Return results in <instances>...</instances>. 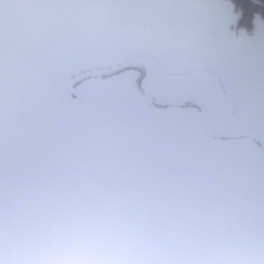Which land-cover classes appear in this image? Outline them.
I'll use <instances>...</instances> for the list:
<instances>
[{
  "label": "flooded vegetation",
  "instance_id": "flooded-vegetation-1",
  "mask_svg": "<svg viewBox=\"0 0 264 264\" xmlns=\"http://www.w3.org/2000/svg\"><path fill=\"white\" fill-rule=\"evenodd\" d=\"M29 1L24 7L34 3ZM66 1L63 4L69 6ZM13 6L12 0H0V129L4 131L0 133V204L5 195L31 190L28 174L44 167L39 161L50 158V165L67 173L68 160L80 165L86 160L92 167L108 169L122 182L144 180L142 199L146 205L164 208L163 214L171 216L168 221L175 225L169 231L175 234L187 223V219H174L178 210L202 206L212 188L203 179H180L175 174L188 173L181 162L197 157L183 154L188 147L182 132L186 125L200 129L207 140L223 141L217 145L222 151L229 144L225 140L249 138L259 142L264 155V142L256 136L219 133L232 126L228 95L246 92L244 85L229 84L231 80L220 78L221 72L209 74L214 66L208 62L172 66L158 51L159 44L179 38L186 29L173 39L161 35L151 23L131 21L88 31L75 24L76 10L69 6L72 24L63 42L59 41L63 27L56 19L55 25L31 29L25 45L21 40L24 25L50 18L28 16L18 26L12 25L2 10L8 12ZM46 36L51 40L43 43ZM150 39L158 43L151 45ZM56 45L61 59L48 56ZM227 154L212 164L232 168L237 155ZM226 174L215 173L213 180L227 182L230 189L236 186L232 200L240 211L237 221L249 229L244 239L231 237L239 243L235 257L225 259L212 249L199 253L198 238L203 241L211 235L213 241L223 235L219 229L202 236L188 234L180 242L176 239L173 264H264V164L253 185L246 179L248 186L244 185L243 173H231L232 183ZM200 255L210 263L202 262Z\"/></svg>",
  "mask_w": 264,
  "mask_h": 264
},
{
  "label": "rangeland",
  "instance_id": "rangeland-1",
  "mask_svg": "<svg viewBox=\"0 0 264 264\" xmlns=\"http://www.w3.org/2000/svg\"><path fill=\"white\" fill-rule=\"evenodd\" d=\"M12 1L14 6L8 11L9 13L4 8L2 10L3 18L10 24L18 26L20 21L28 16L38 20L40 16L47 15L54 21L56 19L60 21V27L64 29L61 30L59 41L63 42L66 29L71 26L73 17L71 8L63 4L65 0H34L30 7H24L30 2L29 0ZM238 19L239 16L230 0H206L204 8L191 18L182 36L171 42L164 41L157 47L160 54L172 66L182 64L184 61L208 62L214 66L209 68V74L221 72L223 76L220 75V78L231 80L229 84L244 85L246 92L234 93V96L231 93L228 95L232 126L219 133L229 137L256 136L264 142V20L256 15L253 29L246 31L237 27ZM208 20H213L222 27V35L204 34L202 28ZM4 36L8 37V35ZM6 41L5 37L3 42ZM149 43L154 45L158 41L154 42L150 39ZM20 48L22 55L24 51L22 45ZM60 53L61 48L56 45L55 48H50L48 56L61 59ZM184 128L186 129L182 132L188 139V147H185L183 154L185 156L194 154L197 157L181 162V168L188 173L175 174L180 179L192 177L203 179L207 186L212 188L203 205L194 208L187 217L185 227L176 232L174 237L180 242L188 234L196 233L202 236L201 234H214L222 229L223 231L219 233L223 235L215 237L213 241L211 235L203 241L198 238L201 246L199 253L212 249L218 251L219 256L225 259L232 256L234 258L236 245L239 243L234 242L231 237L242 235L244 239L249 229L237 221L240 211L232 200V194L237 195L236 186L230 189L226 185L227 182L222 180L224 182L217 183L213 180V176L215 173H227L228 181L232 183L235 179L231 173H243L244 185H247L245 179L253 185V180L260 175L264 164L263 147L258 141L243 138L241 141L225 140L229 144L222 151L217 145L222 146L223 141L216 143L218 141L207 140L201 135L200 129L195 127L186 125ZM209 131L214 133L211 127ZM0 133L4 131L0 129ZM222 152L228 153V157L230 153L237 155V158L231 161L232 168L221 162L217 167L212 164L211 161L219 158ZM48 159L50 158L39 161L44 167L36 168L28 174L31 180L43 173L42 176L54 174L58 177V182H64L65 177L62 176L65 173L59 171L61 167L50 165L51 161ZM81 164L73 160H68L65 164L67 174L79 179H87L95 188L92 206L79 225L81 242L91 247L114 250H123L137 243L141 239V232L145 230L137 214L142 194L145 192L143 186L145 181L135 179L122 182L119 177L110 174L108 169L92 167V164L86 160L81 161ZM71 170L74 173H71ZM76 170L81 172L76 173ZM46 171L48 173L45 175ZM25 175L27 176V173ZM230 193L231 197L226 199ZM229 221L237 224H231ZM250 233L253 234L252 231ZM175 249L176 247H173L170 254H173ZM200 259L204 263H210L204 255H200ZM173 262L172 257L169 264Z\"/></svg>",
  "mask_w": 264,
  "mask_h": 264
},
{
  "label": "water",
  "instance_id": "water-1",
  "mask_svg": "<svg viewBox=\"0 0 264 264\" xmlns=\"http://www.w3.org/2000/svg\"><path fill=\"white\" fill-rule=\"evenodd\" d=\"M66 2L76 10L75 24L84 30L104 31L127 21L151 23L161 35L170 39L179 37L205 5V0ZM46 23L55 25L52 19L25 24L22 43L28 45L31 29L46 26ZM204 31L222 34L220 25L212 21L206 23ZM50 40L46 36L43 43ZM41 174L31 180L30 191L5 195L1 201L0 264H160L161 261L169 264L176 240L170 231L175 225L168 221L171 216L163 214L164 208L146 205L142 194L137 209L139 221L145 228L141 239L123 250L91 247L81 242L78 229L92 206L94 186L87 179L67 173L62 176L64 182H58L54 174ZM193 210L180 208L174 219L186 220ZM163 224L171 227L166 229Z\"/></svg>",
  "mask_w": 264,
  "mask_h": 264
},
{
  "label": "trees",
  "instance_id": "trees-1",
  "mask_svg": "<svg viewBox=\"0 0 264 264\" xmlns=\"http://www.w3.org/2000/svg\"><path fill=\"white\" fill-rule=\"evenodd\" d=\"M239 19L237 27L251 31L254 27L253 20L259 15L264 20V0H230Z\"/></svg>",
  "mask_w": 264,
  "mask_h": 264
},
{
  "label": "bare ground",
  "instance_id": "bare-ground-1",
  "mask_svg": "<svg viewBox=\"0 0 264 264\" xmlns=\"http://www.w3.org/2000/svg\"><path fill=\"white\" fill-rule=\"evenodd\" d=\"M204 6H205V5H204ZM198 13H199V12H198ZM185 29H186V28H185ZM185 29H184V30H185ZM184 149H185V148H184ZM183 152H184V151H183ZM12 196H13V194H12ZM40 246H41V245H40ZM160 258H161V257H160ZM160 258H159V259H160ZM156 259H157V256H156ZM160 260H161V259H160Z\"/></svg>",
  "mask_w": 264,
  "mask_h": 264
}]
</instances>
